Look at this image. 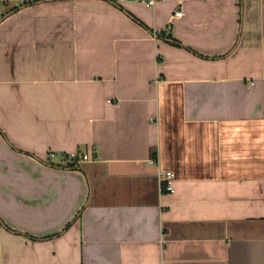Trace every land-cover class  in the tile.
<instances>
[{
    "label": "crops",
    "instance_id": "0c3cea01",
    "mask_svg": "<svg viewBox=\"0 0 264 264\" xmlns=\"http://www.w3.org/2000/svg\"><path fill=\"white\" fill-rule=\"evenodd\" d=\"M0 264H264V0H0Z\"/></svg>",
    "mask_w": 264,
    "mask_h": 264
},
{
    "label": "built area",
    "instance_id": "2783aa9c",
    "mask_svg": "<svg viewBox=\"0 0 264 264\" xmlns=\"http://www.w3.org/2000/svg\"><path fill=\"white\" fill-rule=\"evenodd\" d=\"M128 1L141 2L148 7H153V5H155L156 3V0H115L117 4L128 2ZM183 16H184L183 11H178L175 14V17H178V18H181ZM68 159H70V161L74 164H79L82 161L89 160L87 155H80L79 153L71 154L70 156H68ZM163 177H164V181L166 182L165 189H167V191H169L170 193L171 192L173 193L174 192L173 183L175 180V173L167 172Z\"/></svg>",
    "mask_w": 264,
    "mask_h": 264
},
{
    "label": "trees",
    "instance_id": "16d2710c",
    "mask_svg": "<svg viewBox=\"0 0 264 264\" xmlns=\"http://www.w3.org/2000/svg\"><path fill=\"white\" fill-rule=\"evenodd\" d=\"M110 2H112V3H114V4H117L116 2H115V0H109ZM32 3H25V4H22V6H20V7H18V8H15L14 10H12V12H15V11H17V10H19L20 8H22L23 6H27V5H31ZM118 5V4H117ZM143 26V25H142ZM172 42H174V41H172ZM175 44H177V45H180L179 43H176V42H174ZM70 165V168H72V167H74V164H69Z\"/></svg>",
    "mask_w": 264,
    "mask_h": 264
}]
</instances>
